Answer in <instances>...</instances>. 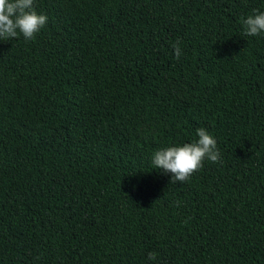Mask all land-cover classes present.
Here are the masks:
<instances>
[{"label": "trees", "instance_id": "trees-1", "mask_svg": "<svg viewBox=\"0 0 264 264\" xmlns=\"http://www.w3.org/2000/svg\"><path fill=\"white\" fill-rule=\"evenodd\" d=\"M34 4L0 37V264H264V0ZM198 128L220 160L172 183L152 155Z\"/></svg>", "mask_w": 264, "mask_h": 264}, {"label": "clouds", "instance_id": "clouds-1", "mask_svg": "<svg viewBox=\"0 0 264 264\" xmlns=\"http://www.w3.org/2000/svg\"><path fill=\"white\" fill-rule=\"evenodd\" d=\"M47 15L38 13L34 0H0V37H17L22 34L25 40H32L47 23ZM244 34L257 36L264 33V11H254L243 19ZM177 58L181 55L179 43L174 45ZM198 139L182 145L167 146L156 150L152 164L156 169L171 173V182H184L202 166L205 159L220 160L217 141L205 128L197 129ZM155 259V253H149Z\"/></svg>", "mask_w": 264, "mask_h": 264}]
</instances>
